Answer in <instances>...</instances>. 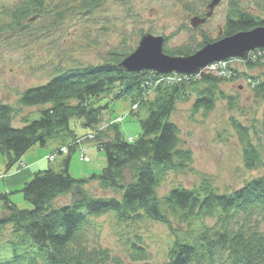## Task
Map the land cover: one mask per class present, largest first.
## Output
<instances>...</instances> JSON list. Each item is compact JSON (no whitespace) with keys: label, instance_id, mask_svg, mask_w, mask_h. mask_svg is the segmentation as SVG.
Segmentation results:
<instances>
[{"label":"trees","instance_id":"trees-1","mask_svg":"<svg viewBox=\"0 0 264 264\" xmlns=\"http://www.w3.org/2000/svg\"><path fill=\"white\" fill-rule=\"evenodd\" d=\"M104 1L81 0V9L92 11ZM43 2L24 0L11 13L12 23L20 25L31 15L29 9L41 7ZM261 10V14L254 15L242 10L237 1H231L221 36L264 26V3ZM10 26L2 25L0 32ZM164 37L166 40L167 36ZM209 41L212 40L204 36L194 49L191 44L170 49L164 41L163 51L185 56ZM132 50H112L100 64L58 69L47 82L27 87L18 104L40 105L39 118L29 120L22 116L21 126L11 124L15 107L0 103V153L7 170L19 163L32 146L53 143L68 147L58 170L51 167L35 171L21 187L30 208L19 207L8 192H0V237L9 229V238L0 245V264H125L109 248L90 242L86 232L91 218L109 211L122 224L147 218L173 230L174 240L167 261L162 264H264V175L244 181L231 192L219 193L202 178L199 185H180L157 196L164 176L171 170L187 168L192 160V152L182 147L179 128L171 120L176 103L194 95L193 112L202 109L204 113L212 110L219 97L232 105L234 97L224 95L219 83L242 77L248 80L256 96L264 97V48L253 49L247 59H240L241 69L229 63L226 75L208 71L197 79L171 84H154L156 75L149 70L128 72L119 67L122 58ZM254 68L261 69L260 75L250 73ZM102 97L129 98L130 113L134 114L140 106H146L148 114L139 120L141 134L136 139L124 138L116 122L102 123V112L108 106L99 103ZM72 118L90 129L92 144L106 156L99 173L84 178L69 173L70 154L77 138L70 125ZM230 122L245 168L264 167V130L251 127L252 132L233 117ZM252 136L257 137V142ZM91 184L116 195H94ZM63 195H69L71 202L56 205L57 198ZM171 217L188 228L175 231ZM207 218L214 222L206 224ZM126 241L131 262L155 264L149 261L141 236L135 234ZM7 247L9 255L3 253Z\"/></svg>","mask_w":264,"mask_h":264},{"label":"rangeland","instance_id":"rangeland-1","mask_svg":"<svg viewBox=\"0 0 264 264\" xmlns=\"http://www.w3.org/2000/svg\"><path fill=\"white\" fill-rule=\"evenodd\" d=\"M23 1L0 0V28L5 24L12 25L0 32V103L15 107L11 122L14 127L23 124L22 116L29 120L39 118L40 105L32 107L18 104L21 92L27 87L47 82L58 69L100 64L112 50L120 51L123 47L135 49L141 35L145 33L167 36L165 46L170 49L185 44H191L194 49L204 36L212 41L217 40L223 37L220 30L233 0H220L209 16L206 14L209 0H106L92 11L81 9V0H44L41 7L29 9L31 15L22 20L20 25H15L11 13ZM234 1L242 10L254 15L262 12L264 0ZM195 16L205 17V21L193 27L190 21ZM232 63L242 68L240 61ZM250 73L260 75L261 69H251ZM218 87L224 95L234 97L232 105L227 99L219 97L212 110L204 113L202 109L193 112L194 95L176 103L171 120L179 128L182 147L192 152V160L187 168L171 170L164 176L158 185L157 196L165 195L170 188L180 185L188 188L199 185L202 178L219 193L231 192L241 187L244 181L264 175V167L254 170L245 168L241 146L230 122L233 117L249 128L264 130V97L256 96L248 80L243 77L221 82ZM99 103L108 104L102 112V123L115 121L123 137L130 140L141 134L139 120L147 116L146 106H140L134 114L130 113L131 101L127 97L113 100L102 97ZM119 118L122 120H117ZM70 125L78 137L90 130L77 118H72ZM253 139L256 142L258 140L257 137ZM91 144L85 143L80 147L84 145L87 161L80 159V148L72 152L68 167L72 177L84 178L104 168V152ZM51 165L58 170V159L53 160ZM43 166L47 168L49 165L46 163ZM19 167H22L20 162L7 170L0 153V192H8L19 207L30 208L20 189L32 174L7 182L6 177L16 173ZM90 186L94 195H116L111 190L103 192L93 184ZM70 202V196L63 195L57 198L56 205ZM114 214L109 211L91 218L86 231L90 242L109 248L125 264H137L129 259L126 241L136 234L141 236L151 263L162 264L167 261L174 240L173 230L147 218L138 223L122 224L115 220ZM204 222L212 224L214 220L207 218ZM171 224L175 231L182 232L188 228L187 224H181L173 217ZM8 231L7 228L0 237V245L9 238ZM6 250L3 253L6 254L9 248Z\"/></svg>","mask_w":264,"mask_h":264},{"label":"water","instance_id":"water-1","mask_svg":"<svg viewBox=\"0 0 264 264\" xmlns=\"http://www.w3.org/2000/svg\"><path fill=\"white\" fill-rule=\"evenodd\" d=\"M219 2L220 0H209L206 12L208 16ZM204 21L205 18L195 16L190 24L195 27ZM163 43L164 36L143 34L135 49L122 58L119 67L128 72L150 70L160 74L170 72L194 74L211 63L230 57L244 58L250 50L264 48V26L259 25L248 31H238L235 34L206 42L196 52L185 56L167 54L163 51Z\"/></svg>","mask_w":264,"mask_h":264},{"label":"crops","instance_id":"crops-1","mask_svg":"<svg viewBox=\"0 0 264 264\" xmlns=\"http://www.w3.org/2000/svg\"><path fill=\"white\" fill-rule=\"evenodd\" d=\"M87 132H90L87 131ZM83 132V133H87ZM91 144V143H89ZM92 145V144H91ZM60 147H57L56 144L50 143L46 146H32L29 148V150L20 158V166L17 168L13 175H10L7 178V182L13 181L16 179H22L24 177L30 176V174H33L35 171H39L43 168L46 163L49 165L47 168H51L53 161H48L45 157L50 154L52 151L57 150ZM71 156V154H70ZM64 155L57 157L58 158V163L62 161V158ZM71 160V159H70ZM57 161V160H56ZM19 164V163H16ZM69 167V166H68ZM70 173V172H69Z\"/></svg>","mask_w":264,"mask_h":264},{"label":"built area","instance_id":"built-area-1","mask_svg":"<svg viewBox=\"0 0 264 264\" xmlns=\"http://www.w3.org/2000/svg\"><path fill=\"white\" fill-rule=\"evenodd\" d=\"M225 64H226V62L219 61L216 64L210 65L207 68V71L209 70L211 72H217V73L219 72V73H222L223 71H221V69L223 70V68L226 66ZM186 76H181V75H165L163 77L156 78L155 81H156V83H158V82H176V80L186 79ZM135 106L136 105H134V107ZM87 137L88 138H92V135H89ZM87 137L84 136V137L78 139L76 142L77 143H81L82 140L86 139ZM61 150L64 151V152H66L67 151V147H63ZM56 155H57L56 152H52L50 155L47 156V158L49 160H53V159H55ZM80 157H81L82 160L83 159H85V160L87 159V157H85V155H84V151L81 152Z\"/></svg>","mask_w":264,"mask_h":264},{"label":"bare ground","instance_id":"bare-ground-1","mask_svg":"<svg viewBox=\"0 0 264 264\" xmlns=\"http://www.w3.org/2000/svg\"><path fill=\"white\" fill-rule=\"evenodd\" d=\"M221 71H223V70L221 69Z\"/></svg>","mask_w":264,"mask_h":264}]
</instances>
